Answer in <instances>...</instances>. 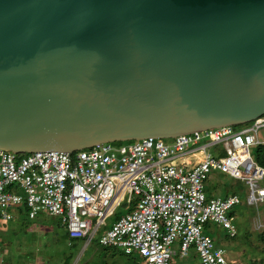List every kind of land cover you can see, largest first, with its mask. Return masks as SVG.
I'll return each mask as SVG.
<instances>
[{
    "label": "water",
    "instance_id": "1",
    "mask_svg": "<svg viewBox=\"0 0 264 264\" xmlns=\"http://www.w3.org/2000/svg\"><path fill=\"white\" fill-rule=\"evenodd\" d=\"M264 113V0H0V149L173 138Z\"/></svg>",
    "mask_w": 264,
    "mask_h": 264
},
{
    "label": "built area",
    "instance_id": "2",
    "mask_svg": "<svg viewBox=\"0 0 264 264\" xmlns=\"http://www.w3.org/2000/svg\"><path fill=\"white\" fill-rule=\"evenodd\" d=\"M264 143V113L230 126L201 129L173 137L170 144L147 137L104 142L72 151H34L18 155L0 149V219L10 210L27 208L56 216L68 239L99 244L135 254L138 264H171L172 256H198L197 264H240L203 234L207 221L233 236L227 212L239 196L207 197L211 170L244 181L246 202L264 200V166L251 147ZM131 210L100 229L115 207ZM264 228V215L256 223ZM176 244L177 249L172 245Z\"/></svg>",
    "mask_w": 264,
    "mask_h": 264
},
{
    "label": "rangeland",
    "instance_id": "3",
    "mask_svg": "<svg viewBox=\"0 0 264 264\" xmlns=\"http://www.w3.org/2000/svg\"><path fill=\"white\" fill-rule=\"evenodd\" d=\"M161 141L170 144L173 138H162ZM204 186L207 195L212 197H220L227 191L234 192L239 196L240 203L227 212L236 229L233 236L211 221L204 224L202 233L223 247L228 259L240 264H264V228H257L255 224L264 215V200L247 203L248 185L218 170L208 173ZM130 207V204L115 207L99 230L107 228L116 216L129 212ZM10 212L9 220L0 219V264H63L68 255H71L69 264H93L102 253L93 240L84 246L82 239L66 238L56 216L40 212L34 218H28L26 212ZM172 248L177 249V245L173 244ZM112 257L108 254L104 256L107 264L113 261ZM197 263L198 256L192 251H188L186 257H179L176 250L171 260V264Z\"/></svg>",
    "mask_w": 264,
    "mask_h": 264
},
{
    "label": "trees",
    "instance_id": "4",
    "mask_svg": "<svg viewBox=\"0 0 264 264\" xmlns=\"http://www.w3.org/2000/svg\"><path fill=\"white\" fill-rule=\"evenodd\" d=\"M250 153H251L253 160L256 163L264 166V143H260V144H257V145H254L253 147H251ZM18 155H22V154H18ZM225 195L226 194H223L222 196H225ZM208 196L209 195H207V197ZM11 211H13L17 214L24 213V212L27 213V208L25 206H20L17 209H14ZM116 217H118V216H116ZM203 228H204V225H203ZM64 235L67 238L66 232ZM69 240H75V239H69ZM93 241H95V243L97 245H99L101 250H102V253H101L102 255L99 254V256L97 257V260L93 261V264H97V262L99 264H107L106 261L104 260V256L107 254L110 256H114V257H112L113 261L110 264H138V262L136 261V255L135 254H125L123 251H121L119 248H117L115 246H110V245L103 246V245L98 243L97 237H95L93 239ZM213 243L217 244L215 241H213ZM70 260H71V255L66 256L65 262L63 264H69Z\"/></svg>",
    "mask_w": 264,
    "mask_h": 264
},
{
    "label": "crops",
    "instance_id": "5",
    "mask_svg": "<svg viewBox=\"0 0 264 264\" xmlns=\"http://www.w3.org/2000/svg\"><path fill=\"white\" fill-rule=\"evenodd\" d=\"M213 191H214V189H213ZM226 193H230V192H224V194H226ZM206 196H207V193H206ZM208 197H212L210 194H209V196Z\"/></svg>",
    "mask_w": 264,
    "mask_h": 264
}]
</instances>
